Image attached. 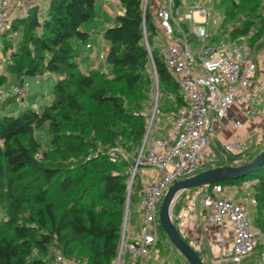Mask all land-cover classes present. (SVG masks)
Segmentation results:
<instances>
[{"label":"trees","instance_id":"1","mask_svg":"<svg viewBox=\"0 0 264 264\" xmlns=\"http://www.w3.org/2000/svg\"><path fill=\"white\" fill-rule=\"evenodd\" d=\"M48 1L45 10L31 7L0 33V88L9 90L11 83L26 78L55 76L48 90L53 99L43 107H21L12 95L0 100V264H50L57 248L76 264H115L130 173L129 160L121 156L112 161L108 150L120 146L136 155L142 147L155 77L159 116L175 113L185 102L159 48L152 45L159 25L149 8L144 14V0H119L123 10L103 28L108 70L84 66L83 50L76 45L77 41L84 49L95 48H87L94 42L82 25L96 19V0ZM182 1L175 0L176 5ZM219 3L224 18L218 28L210 29V41L249 36L252 45L263 49L264 0ZM44 126L47 144L38 135ZM251 179H257L253 225L264 231V164L217 182ZM140 185L136 175L129 216L131 207L138 205ZM159 226L166 233L160 221ZM171 245L190 264L172 241ZM125 263L121 259L120 264Z\"/></svg>","mask_w":264,"mask_h":264},{"label":"built area","instance_id":"2","mask_svg":"<svg viewBox=\"0 0 264 264\" xmlns=\"http://www.w3.org/2000/svg\"><path fill=\"white\" fill-rule=\"evenodd\" d=\"M182 2L177 6L175 0H144L143 10L145 14L149 8L155 15L158 35L164 38L158 45L159 51L168 72L181 88L185 103L171 116L166 132L155 136L146 147L145 139L137 155L120 146L108 150L112 161L120 160L121 156L129 160L127 170L132 184L136 175L140 177L142 166L155 171L151 178H140L137 212L142 219V232L131 239H126V232L122 235L120 257L127 251L134 264H149L159 239V209L165 192L175 180L201 170L204 154L225 122H231L235 132L233 138L223 142L222 149L247 157L254 132H241L244 120L231 115L233 106H240L248 118L264 114V52L257 56L255 46L243 37L211 43L214 0ZM40 4V0H0V33L15 16H25L31 7ZM182 6L185 9H180ZM190 34L200 40L195 51ZM145 37L151 54L146 31ZM86 46L92 48L95 44L88 42ZM106 54L105 47H97L100 61L105 62ZM30 87L28 78L12 83L9 90L2 87L0 100L12 95L19 106H29ZM202 201L206 224L231 222L233 238L228 256L233 262H241L264 242V233L253 230L246 209L224 192L222 183L203 186ZM219 241L224 243L225 236L221 235ZM53 261L73 264L58 248Z\"/></svg>","mask_w":264,"mask_h":264},{"label":"crops","instance_id":"3","mask_svg":"<svg viewBox=\"0 0 264 264\" xmlns=\"http://www.w3.org/2000/svg\"><path fill=\"white\" fill-rule=\"evenodd\" d=\"M111 5L108 0H104L102 13L97 12L96 20L99 22L96 32L102 34V30L105 26L112 24L114 16L118 13L117 6L119 5V0H110ZM41 2V1H40ZM115 6V7H113ZM115 8V9H114ZM105 13L112 15L113 18L108 20L105 18ZM80 56L81 62L87 68H98L103 67L105 70L109 69V66L98 59L97 51L92 52V49H84ZM83 58V59H82ZM48 81L53 79V74H48ZM48 86L51 82H47ZM41 106L37 107L40 108ZM231 115L234 117H239L244 120V128L241 132L243 134H248L254 132V137L257 136L258 131L256 128V122L264 117V114L255 118H248L241 111L240 106H233L231 109ZM169 124V123H168ZM165 129H160L155 127L154 134L148 145L152 143L155 136L164 134ZM234 127L231 122L227 121L224 124L223 129L218 132L210 145L213 144L214 148L208 146L202 163V169L209 168L217 165L224 164H234L239 162H227L225 161V153L222 149L223 142L233 138ZM155 175V171L147 165L142 166L140 170V178H151ZM257 179L245 180L238 183L224 185V192L227 195L234 197L238 202H240L247 211L248 217L250 219L252 228L257 233H264L263 230L255 228L253 221L257 216V200L255 197L254 184ZM203 187L192 188L183 191L177 198L176 203L173 208V216L176 220L177 226L180 229L182 235L190 242V244L196 248L200 255L202 256L206 264H264V242L263 245L255 249V251L244 258L241 262H233L228 253L231 248V240L233 238V228L229 221H224L223 223L209 225L206 224L203 217L206 212V208L202 201ZM138 206V205H137ZM223 235L226 238L224 243L219 241V237ZM133 236L127 235L128 239L134 238ZM260 243V244H262ZM168 247V248H166ZM165 249L160 248L158 243L156 244L154 250L152 251L149 264H171V257L173 256V246L166 245ZM128 263L127 260H124ZM123 261V262H124ZM125 263V264H126Z\"/></svg>","mask_w":264,"mask_h":264},{"label":"rangeland","instance_id":"4","mask_svg":"<svg viewBox=\"0 0 264 264\" xmlns=\"http://www.w3.org/2000/svg\"><path fill=\"white\" fill-rule=\"evenodd\" d=\"M40 1H41L40 5L45 10L47 8L48 4H49V1L48 0H40ZM108 1L111 4V1L110 0H108ZM188 1L192 2L193 0H188ZM103 3H104V0H96L95 6H96V11L97 12L102 13V11H103V8H102ZM208 3L211 4V1H208ZM111 5H113V4H111ZM213 5H214V9H213V13L211 15L210 29L218 28L220 26V24L222 23L223 18H224L223 12H222V8H221V5L219 3V0H214ZM113 7H115V6H113ZM117 7L118 8H116V9L118 10V12H121L123 10V8H122L120 3H119V5ZM105 18L110 20L111 18H113V16L105 13ZM98 25H99V22L96 19L94 21H86L82 25L83 29H87L91 33L90 38L93 39V42L95 44V48L92 49V52H95V50L97 51V47H99V46H103V47L107 48V44L104 41V39L101 36V34L96 32L97 31L96 28H98ZM243 38L247 39L249 41V39H248L249 36H246V37H243ZM163 41H164L163 36L162 35H157L155 37V39L153 40L152 45H153L154 48H157L158 45L160 43H162ZM189 41L191 43L192 49L195 51L198 48V45L200 44V40L190 34L189 35ZM211 43H213V42H211ZM76 45L79 47L78 49L84 50L83 45L79 44L77 41H76ZM255 50L257 52V56H259L260 52H264V47H263V49L262 48L261 49H257L255 47ZM3 63L4 62L3 61L1 62V60H0V69L2 68ZM103 63H105V62H103ZM263 67H264V65H263ZM37 78L40 79V80H38L36 78H29L30 81H31V87H30V95L28 97L29 105L31 107H33V108H36V109L39 106L43 107L47 102L51 101L53 99V96H54V94L52 92L48 91L53 86L54 80L53 79L49 80L51 82V84H49V86H48V84H47V82H49L47 80V79H49L48 75H46L45 77H37ZM11 84H10V87H11ZM159 96H160L159 84H158L157 78L155 77V88H154V96H153V102L154 103H153V105L151 107L152 109L150 110V112L148 114V117H147L148 118V128H147L146 135H145V138H144V140L148 139L147 140V145H148V142L151 141V139L153 137L155 127L157 126L160 129H165V126L169 125L168 123L170 122L171 116L173 115V113L169 112L170 114L167 115V116H162V117L159 116V112L157 110ZM157 97H158V99L156 101ZM15 113L16 112H14V114ZM256 125L258 127V128H256L257 131H258V134H256L257 136L252 137L251 147H250V151H249L248 155L249 154H252V155L258 154L260 152V150L264 147V117L260 118L256 122ZM38 133H39L38 135L41 136L40 139L42 140V143L43 144H47V142H49L50 138H49V134L45 130V126L43 128H41L38 131ZM210 148H214V145L211 144ZM140 149L138 150L137 154L139 153ZM223 152L225 153V161H227V162H243V161L246 160L245 158H243L242 156H240L237 153L225 152V151H223ZM131 188H132V186H131ZM131 188H130V183H129V195H128L126 213H125V216H124V224H123V233L126 232V239H128L127 235H130V236H133V234L139 235L142 232V227H143L142 219H141V216L137 212V207L136 206L133 205L131 207L130 216L128 215L129 214L128 213L129 212V203H128V201H129ZM2 216H3V210H2V208H0V218ZM128 216H129V218H128ZM160 231H159V239H160L159 247L163 248L162 250H164L166 245H170V246H172V245H171V241L168 238V236L166 235V233H164L163 231H161V232ZM121 242H122V239H121ZM172 248H173V253L174 254H173V256H170L172 258L171 259V264H188V262L175 250V248L174 247H172ZM54 253H55V251H54ZM36 255H39V253H37ZM119 256H120V250H119L118 257ZM118 257L116 259L115 264H117ZM53 259H54V256H53V258H50L48 262L50 264H54L53 263L54 262ZM121 259L123 261L127 260L128 263H130L129 252L125 251L124 254L121 255L120 261H121ZM69 261L71 263H73V264H76L72 260H69ZM120 261H119V264H120Z\"/></svg>","mask_w":264,"mask_h":264},{"label":"water","instance_id":"5","mask_svg":"<svg viewBox=\"0 0 264 264\" xmlns=\"http://www.w3.org/2000/svg\"><path fill=\"white\" fill-rule=\"evenodd\" d=\"M158 97L156 98L157 101ZM157 103V102H156ZM264 164V148L252 159L234 164L212 166L194 175L175 180L167 189L159 209V221L174 246L190 264H206L196 248L182 235L173 219V208L178 196L185 190L207 186L220 180L244 176ZM132 182H130V188ZM129 203V201H128ZM120 256L117 264H119Z\"/></svg>","mask_w":264,"mask_h":264},{"label":"bare ground","instance_id":"6","mask_svg":"<svg viewBox=\"0 0 264 264\" xmlns=\"http://www.w3.org/2000/svg\"><path fill=\"white\" fill-rule=\"evenodd\" d=\"M53 258V257H52Z\"/></svg>","mask_w":264,"mask_h":264}]
</instances>
